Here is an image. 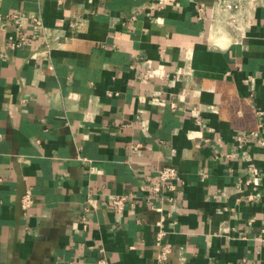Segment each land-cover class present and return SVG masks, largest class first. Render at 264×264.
<instances>
[{"label":"crops","instance_id":"0c3cea01","mask_svg":"<svg viewBox=\"0 0 264 264\" xmlns=\"http://www.w3.org/2000/svg\"><path fill=\"white\" fill-rule=\"evenodd\" d=\"M241 1L0 0V264H162L161 230L167 264H264V0Z\"/></svg>","mask_w":264,"mask_h":264},{"label":"built area","instance_id":"2783aa9c","mask_svg":"<svg viewBox=\"0 0 264 264\" xmlns=\"http://www.w3.org/2000/svg\"><path fill=\"white\" fill-rule=\"evenodd\" d=\"M220 2L225 3L224 8H229L231 10L234 9H240L242 8V1L241 0H235V1H229V0H219ZM232 21L237 25V28H240L238 19L236 16H231ZM8 20L14 21L15 24L22 27L24 25L23 20L21 19V12H13L8 16ZM34 28H38L40 26L39 18L34 17ZM31 41L30 36L23 32L17 40L12 42V45L15 47H21L26 44H29ZM180 179V171L177 166L175 165H167L160 169L158 179L155 182L154 185V191L156 193H159L163 188H174L175 183ZM161 198H167L170 203H172V207L176 206L175 199L173 197H165V195L162 193L160 194ZM21 208L24 212H28L33 205L35 204V197L30 188H27L25 191L21 194ZM113 204L117 210H123L127 204V198L125 195H118L115 196L113 199ZM165 218V217H164ZM164 218L162 217L161 220L158 221V225L160 227H163ZM166 234L164 230L160 231V237L158 238L159 245L161 246L160 252H159V259L162 264H167L169 253L171 252V245L169 243L163 244L161 242V238ZM96 264H109L106 257H101L97 260Z\"/></svg>","mask_w":264,"mask_h":264}]
</instances>
